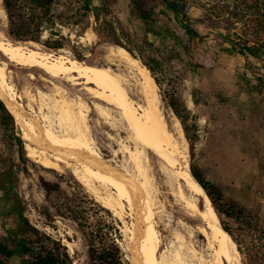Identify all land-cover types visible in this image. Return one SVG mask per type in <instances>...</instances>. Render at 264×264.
I'll list each match as a JSON object with an SVG mask.
<instances>
[{
    "label": "rangeland",
    "instance_id": "1",
    "mask_svg": "<svg viewBox=\"0 0 264 264\" xmlns=\"http://www.w3.org/2000/svg\"><path fill=\"white\" fill-rule=\"evenodd\" d=\"M15 1L19 6L26 5L25 0ZM104 1L108 14L102 17L112 21L120 35L121 29L126 31L128 37L121 35L123 43L131 47H136L144 40L151 43L146 45L145 54L154 59L153 64L160 82L157 90L161 111L171 129L174 130L177 124L183 130L181 144L186 143L181 147L179 165L171 169L177 170L186 159L190 170L192 166L197 168L207 181L222 191L219 206L224 210L230 205L231 211L225 210L220 222L230 230V235L237 244L240 263L264 264V51L261 59L251 56L246 58L234 42L248 37L249 44L252 45L257 38L264 42V36L256 35L250 25L233 18V7L227 6L231 0H182L190 23L199 32L200 40L191 42L173 13L165 14L162 7H158L155 14L158 23L172 29L180 40H170L164 44L153 34H145L143 25L132 12L130 0ZM0 3V33L14 43H24L29 47L38 44L46 52L67 55L89 64L100 60L102 51L107 47H121L109 41L105 30L101 34L97 33L98 24L93 15L85 28L83 22L73 23L71 14L80 8V0H62L57 3L58 10L69 14L65 22L58 23L53 31L42 28L41 42L12 40L8 35L10 21L5 0H0ZM99 3L95 0V4ZM48 38L61 40L64 46L52 49L44 44ZM183 45H187L188 49ZM0 63L7 70L9 81L15 85L20 96L19 102L30 115H40L47 111L40 108L44 100L39 92L54 95L57 93L55 84L66 88L69 98H84L91 106L88 123L97 145L107 158L116 163L123 164L126 161L127 157L120 152L119 144L128 142L130 145L129 134L112 106L114 120L119 122L113 127L92 109V103L100 101L91 97L83 89V84H72L64 76L51 77L38 67L22 66L10 61L2 53ZM55 97L58 98L59 95L56 94ZM134 98L138 100L137 97ZM171 100L185 107V124L170 106ZM15 133L23 140L25 149L29 144L38 150L22 138V130L16 121ZM18 149L10 128L6 127L0 115V174L12 168L16 179L14 190L7 197L0 188V239L4 233L1 211H10L18 199H21L31 223L41 231L61 238L75 257V263L81 264L84 261L81 238L71 224L59 219L56 220V229L45 224L43 205L48 203L47 184L55 180L54 173H58L62 175L63 183H71L79 193H87L100 205L103 204L64 164L59 168L45 167L35 157L28 156L26 149L27 158L38 165L34 167L31 162H23ZM149 154L150 169L158 187L159 200L165 208L157 222L162 236L160 252L171 249L169 245L175 240L174 233L182 232L188 240L187 244L191 242L198 250L208 254L207 238L198 230L205 223L198 215H192L171 190L167 174L161 168L163 165L166 167L165 162L154 153ZM173 186L175 189L182 186L191 198L202 203V198L190 191L184 180L176 179ZM94 211V222L115 220L123 236L122 245L126 255L132 261L134 244L131 239L133 233L130 211L126 210L119 216L110 210L112 217L107 212ZM26 258H29L28 254L10 259L7 264H18Z\"/></svg>",
    "mask_w": 264,
    "mask_h": 264
},
{
    "label": "bare ground",
    "instance_id": "2",
    "mask_svg": "<svg viewBox=\"0 0 264 264\" xmlns=\"http://www.w3.org/2000/svg\"><path fill=\"white\" fill-rule=\"evenodd\" d=\"M0 53L22 66L38 67L51 77L64 76L72 84H83V89L100 101L92 103V109L100 118L111 126L117 125L119 122L114 120L112 106L124 123L131 144H119L120 152L127 159L118 164L107 158L97 145L88 123L91 106L84 98H69L66 88L55 84L59 97L56 98L55 93L39 92L44 100L40 108L47 111L30 115L19 102L15 85L9 81L7 70L0 63V97L22 130V138L38 148L28 144V156L35 157L45 167L59 168L64 164L70 168L76 179L114 214L120 216L126 210L130 211L133 264H241L237 244L222 226L211 199L194 178L187 160L180 168L172 170L182 157L184 132L177 124L174 130L171 129L160 108L154 77L127 49L109 46L102 51L100 60L89 64L67 55L46 52L38 44L29 47L14 43L0 33ZM149 152L165 162L167 168L164 165L161 168L167 174V183L174 194L192 215H198L205 223L198 230L207 238L208 254L191 242L187 244L182 232L174 233L175 240L169 245L171 249L160 252L162 236L157 222L165 208L159 200L158 187L150 169ZM178 178L202 198V203L191 198L182 186L175 189L174 181Z\"/></svg>",
    "mask_w": 264,
    "mask_h": 264
},
{
    "label": "trees",
    "instance_id": "3",
    "mask_svg": "<svg viewBox=\"0 0 264 264\" xmlns=\"http://www.w3.org/2000/svg\"><path fill=\"white\" fill-rule=\"evenodd\" d=\"M60 1L62 0H25L26 5L19 6L15 0H5V8L10 21L9 37L15 41L41 42L42 28L53 31L58 23L63 24L65 22V18L69 14L57 9L56 5ZM98 1L99 4H95V0H80V8L71 14L74 19L72 20L73 23L83 22L85 28L89 24L90 16L93 15L96 24H98L97 33L101 34L102 30H105L109 41L124 47L135 58H138L150 70L156 83L160 85L153 64L154 59L145 54L146 45H151V43L144 40L136 47L123 43L121 35L128 37L126 31L121 29L120 35L114 23L106 17H102L108 14V7L104 0ZM130 2L132 12L143 25L146 35L151 33L164 44L170 40L180 42L172 29L158 23L155 17L156 9L162 7L165 14L167 12L173 13L191 42L200 40L199 32L190 23L185 11V3L182 0H130ZM230 5L233 7V12H231L233 18L250 25L256 35L264 36V0H231L227 3L228 7ZM234 42L239 47V52L246 58L248 56L262 58L264 42L260 38L254 40L252 45L249 44L250 39L248 37L242 41ZM44 44L52 49H60L64 46L61 40H52L51 38L46 39ZM183 46L188 49L187 45ZM259 80L262 79L259 78ZM169 103L185 124L183 115L185 107L174 100ZM0 115L6 127L10 128L11 136L19 146V157L23 162H31L26 156L23 140L15 133V119L1 99ZM186 134L188 135L187 131ZM31 164L34 167L38 166L37 163L31 162ZM12 170L9 168L0 174V188L6 197L14 190L16 179ZM191 172L208 194L220 218L225 210L231 211L230 205H227L224 210L219 206L218 201L222 199L223 194L216 185L207 181L193 166ZM54 174L55 180L50 181L46 187L48 203L43 205L45 224L55 229L57 219L71 224L81 238L84 255V261L81 264H133L127 258L122 245L123 236L115 220L106 222L103 220L94 222L92 220L94 210L107 212L112 217L111 211L100 205L87 193L81 194L76 191L71 183H63L62 175ZM25 210L26 206L23 200L18 199L17 204L13 205L10 211H1L4 233L3 238L0 239V264H7L10 259H17L25 254H28L29 258L22 259L18 264H76L75 257L71 255L63 240L34 226L25 214ZM222 226L230 233L227 227L223 224ZM67 238L69 241L71 240L70 237Z\"/></svg>",
    "mask_w": 264,
    "mask_h": 264
},
{
    "label": "water",
    "instance_id": "4",
    "mask_svg": "<svg viewBox=\"0 0 264 264\" xmlns=\"http://www.w3.org/2000/svg\"><path fill=\"white\" fill-rule=\"evenodd\" d=\"M0 99H1V97H0ZM2 101H3V99H1ZM4 102V101H3ZM4 104H5V102H4ZM5 106H6V104H5ZM7 107V106H6ZM8 109V108H7ZM9 110V109H8ZM10 111V110H9ZM128 258V260L130 261V259H129V257H127Z\"/></svg>",
    "mask_w": 264,
    "mask_h": 264
}]
</instances>
